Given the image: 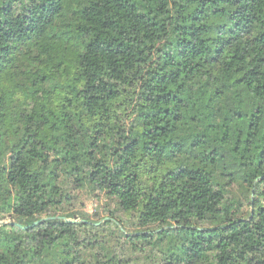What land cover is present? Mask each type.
I'll use <instances>...</instances> for the list:
<instances>
[{
	"label": "trees",
	"instance_id": "16d2710c",
	"mask_svg": "<svg viewBox=\"0 0 264 264\" xmlns=\"http://www.w3.org/2000/svg\"><path fill=\"white\" fill-rule=\"evenodd\" d=\"M0 220V264H264V0H0Z\"/></svg>",
	"mask_w": 264,
	"mask_h": 264
},
{
	"label": "rangeland",
	"instance_id": "374dc122",
	"mask_svg": "<svg viewBox=\"0 0 264 264\" xmlns=\"http://www.w3.org/2000/svg\"><path fill=\"white\" fill-rule=\"evenodd\" d=\"M75 208L77 207H82L86 209L87 211L91 212L96 210L97 212L95 213L97 216L95 218H100L102 216H105L107 214V210L113 207V204L110 202H107L105 198H90L87 199L85 197H82L79 202L76 201L75 204L73 205ZM127 218H129L128 215H126ZM6 220V219H5Z\"/></svg>",
	"mask_w": 264,
	"mask_h": 264
},
{
	"label": "water",
	"instance_id": "95a60500",
	"mask_svg": "<svg viewBox=\"0 0 264 264\" xmlns=\"http://www.w3.org/2000/svg\"><path fill=\"white\" fill-rule=\"evenodd\" d=\"M3 223V221L2 220H0V224H2Z\"/></svg>",
	"mask_w": 264,
	"mask_h": 264
}]
</instances>
